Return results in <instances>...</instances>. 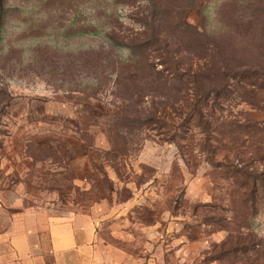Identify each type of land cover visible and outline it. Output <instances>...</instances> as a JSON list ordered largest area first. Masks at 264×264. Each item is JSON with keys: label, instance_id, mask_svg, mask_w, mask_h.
<instances>
[{"label": "rangeland", "instance_id": "374dc122", "mask_svg": "<svg viewBox=\"0 0 264 264\" xmlns=\"http://www.w3.org/2000/svg\"><path fill=\"white\" fill-rule=\"evenodd\" d=\"M0 198L137 259L264 264V0H0Z\"/></svg>", "mask_w": 264, "mask_h": 264}, {"label": "crops", "instance_id": "0c3cea01", "mask_svg": "<svg viewBox=\"0 0 264 264\" xmlns=\"http://www.w3.org/2000/svg\"><path fill=\"white\" fill-rule=\"evenodd\" d=\"M95 240L80 218H55L36 208L12 212L0 198V264H158Z\"/></svg>", "mask_w": 264, "mask_h": 264}, {"label": "trees", "instance_id": "16d2710c", "mask_svg": "<svg viewBox=\"0 0 264 264\" xmlns=\"http://www.w3.org/2000/svg\"><path fill=\"white\" fill-rule=\"evenodd\" d=\"M3 5V4H2Z\"/></svg>", "mask_w": 264, "mask_h": 264}]
</instances>
